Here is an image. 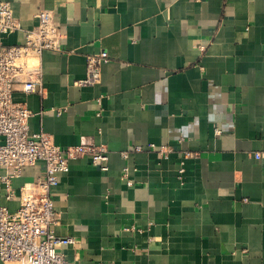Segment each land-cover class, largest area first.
Returning a JSON list of instances; mask_svg holds the SVG:
<instances>
[{
	"label": "crops",
	"instance_id": "obj_1",
	"mask_svg": "<svg viewBox=\"0 0 264 264\" xmlns=\"http://www.w3.org/2000/svg\"><path fill=\"white\" fill-rule=\"evenodd\" d=\"M25 42L41 9L53 11L62 50L41 56V92L15 86L30 132L56 144L83 137L109 148V169L72 159L53 187L58 250L80 264H264V0H8ZM109 60L95 84L87 56ZM219 130V132L216 131ZM155 142L159 152L121 151ZM183 150L194 152L180 174ZM133 185L121 179L125 164ZM0 205L15 211L39 161ZM246 199V200H244ZM0 264L5 263L0 259Z\"/></svg>",
	"mask_w": 264,
	"mask_h": 264
},
{
	"label": "built area",
	"instance_id": "obj_2",
	"mask_svg": "<svg viewBox=\"0 0 264 264\" xmlns=\"http://www.w3.org/2000/svg\"><path fill=\"white\" fill-rule=\"evenodd\" d=\"M37 17V26L25 31L24 43L6 45L0 40V167L6 170L1 179L7 189V199H12L13 180L22 174L25 166L39 161L45 165L43 177L26 182L21 187L17 210L11 211L0 205V259L5 263L15 261L18 264H80L68 261L65 254L58 250L60 245L73 244L75 239L59 236L55 232L59 220L53 187L59 184V175L69 171L72 159L88 157L92 164L107 171L110 151L105 143H96L87 137H83L77 145L63 147L56 144L47 132H30L29 120L33 113L25 102L14 99L15 86L21 84L27 94L41 92V56L47 49L62 50V33L53 11L41 9ZM21 29V21L15 16L10 1L0 0V35L13 34ZM108 60L107 51L88 55L87 76L81 83H97L101 67ZM216 131L219 132L218 129ZM155 151L167 159L172 148L155 142L137 144L121 151V156L127 160L132 152ZM192 156L194 152L182 151L180 174L184 172L186 159ZM254 156L258 159L263 157L264 150L256 151ZM130 172L131 167L126 163L121 179L127 185L134 183Z\"/></svg>",
	"mask_w": 264,
	"mask_h": 264
}]
</instances>
